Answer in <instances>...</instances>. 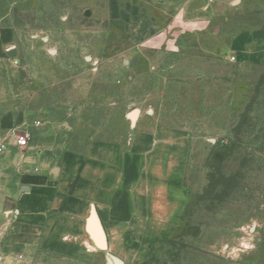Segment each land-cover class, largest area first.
<instances>
[{
  "label": "rangeland",
  "instance_id": "374dc122",
  "mask_svg": "<svg viewBox=\"0 0 264 264\" xmlns=\"http://www.w3.org/2000/svg\"><path fill=\"white\" fill-rule=\"evenodd\" d=\"M0 28L17 49L0 118L28 111L81 153L126 145L134 110L189 136L191 200L144 264H264V0H0ZM0 264L107 262L34 247Z\"/></svg>",
  "mask_w": 264,
  "mask_h": 264
},
{
  "label": "crops",
  "instance_id": "0c3cea01",
  "mask_svg": "<svg viewBox=\"0 0 264 264\" xmlns=\"http://www.w3.org/2000/svg\"><path fill=\"white\" fill-rule=\"evenodd\" d=\"M13 48L0 28V65ZM139 119L126 145L95 141L81 153L64 149L56 128L28 111L0 118V141L16 131L29 135L26 146L0 153V259L35 247L93 260L99 251L85 231L91 207L108 251L124 264H142L174 237L191 200L190 138Z\"/></svg>",
  "mask_w": 264,
  "mask_h": 264
},
{
  "label": "water",
  "instance_id": "95a60500",
  "mask_svg": "<svg viewBox=\"0 0 264 264\" xmlns=\"http://www.w3.org/2000/svg\"><path fill=\"white\" fill-rule=\"evenodd\" d=\"M90 15L91 13L89 11L85 13V16L87 17ZM144 28L145 26H142V29ZM16 54V48H13L12 52L9 53L11 57L15 56ZM139 114V110H134L129 114V119L135 123ZM85 231L89 237L91 246H93L98 251L104 252L107 264H124L121 259L108 251L105 231L94 207H91L89 216L86 219Z\"/></svg>",
  "mask_w": 264,
  "mask_h": 264
},
{
  "label": "built area",
  "instance_id": "2783aa9c",
  "mask_svg": "<svg viewBox=\"0 0 264 264\" xmlns=\"http://www.w3.org/2000/svg\"><path fill=\"white\" fill-rule=\"evenodd\" d=\"M29 135L27 133H19V131L13 132L10 140L0 141V153L5 152L10 145L17 147H24L27 145Z\"/></svg>",
  "mask_w": 264,
  "mask_h": 264
},
{
  "label": "trees",
  "instance_id": "16d2710c",
  "mask_svg": "<svg viewBox=\"0 0 264 264\" xmlns=\"http://www.w3.org/2000/svg\"><path fill=\"white\" fill-rule=\"evenodd\" d=\"M186 211H187V209H186ZM186 211H185V213H186ZM185 213H184V214H185ZM142 264H144V262H143Z\"/></svg>",
  "mask_w": 264,
  "mask_h": 264
}]
</instances>
